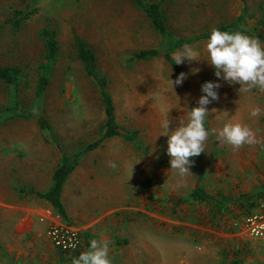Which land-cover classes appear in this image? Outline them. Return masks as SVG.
<instances>
[{
    "label": "rangeland",
    "instance_id": "rangeland-1",
    "mask_svg": "<svg viewBox=\"0 0 264 264\" xmlns=\"http://www.w3.org/2000/svg\"><path fill=\"white\" fill-rule=\"evenodd\" d=\"M246 1L254 34L249 36L264 45L259 38L264 36V0ZM31 8L38 10L19 27L7 21L16 10ZM163 10L173 33L191 36L236 19L241 0H166ZM0 24V66L21 70L17 101L28 116L0 122V189L9 177L11 190L40 202L33 195L34 184H46L63 153H77L102 135L104 102L78 57L77 36L96 52L100 70L109 79L118 123L139 133L137 145L121 137L105 141L84 155L70 176L66 199L78 216L83 215L77 216L78 222L95 220L88 230L70 221L78 224L80 250L64 252L52 242L48 233L54 223L43 232L37 226L31 230L21 226L15 232L17 222L11 221L2 235L0 221V264H73L74 258L90 250L94 239L109 242L111 264H264V250L246 231L241 209H230L233 214L220 211L222 204L242 195L257 202L263 198L257 195L264 194V111L256 117L250 113L256 107L264 109V91L252 87L239 93L241 85L219 81L220 98L207 106L205 126L210 134L204 153L191 158L192 172L185 177L170 170L167 137L160 136L163 122L169 119L170 130L178 127L179 118L186 119L198 106L201 86L217 81L206 61L208 40L191 44L200 61L185 59L176 72L163 56L131 59L140 49L160 46V36L133 0H0ZM46 26L57 29L60 52L51 83L38 99L39 65L45 51L40 31ZM196 68L200 71L193 75ZM182 72L187 79L173 88L171 79ZM12 105L13 91L0 79V116L7 115L4 107ZM39 117L51 124L57 143L45 138ZM228 122L249 126L261 143L234 148L220 140L212 130L218 132ZM35 168L37 176L32 172ZM78 182L86 185L81 198L73 186ZM198 184L220 207L190 199ZM108 209L112 212L100 218ZM51 210L56 211L52 206ZM230 224L236 230L228 228Z\"/></svg>",
    "mask_w": 264,
    "mask_h": 264
},
{
    "label": "trees",
    "instance_id": "trees-1",
    "mask_svg": "<svg viewBox=\"0 0 264 264\" xmlns=\"http://www.w3.org/2000/svg\"><path fill=\"white\" fill-rule=\"evenodd\" d=\"M165 1L166 0H133L135 7L145 14V16L149 20L150 25L160 36V46L140 49L134 52L131 57L132 60H146L157 56H163L165 60L172 66V68L176 72H179V65H176L174 60L172 59L173 53L182 48V46L185 44L191 45L200 41L208 40L213 28H219L222 31L230 32L240 31L246 35H254L252 30L249 28L247 21L246 13L248 7L246 0H241V13L236 19L232 21L222 22L214 27L204 29L199 34L191 36H177L172 32L168 23V17L163 10ZM37 10L38 8H31L29 10H16L14 15H12L7 21L12 23L15 27H19L22 22L30 18ZM1 27L2 25L0 24V30ZM40 35L44 40L45 51L39 65V80L36 87V96L38 99L43 97L44 93L51 83L53 66L58 59L60 52L57 29H55L54 27L46 26L40 31ZM259 38L264 41L263 35H259ZM76 44L79 59L82 61L88 76H90L94 80L99 89L101 98L105 106L106 118L102 135L93 142L88 143L77 153H63L61 162L53 173V179L50 187L45 191H33L34 194H36L39 198L48 200L53 208L64 219H68V214L62 202L61 194L65 182L69 178L70 174L80 164L81 158L89 152L102 146L105 141L115 137H121L124 140L133 143L134 145H137L139 141L138 130H124L117 121L115 105L108 89L109 79L106 74H104L100 70L96 52L81 36H77ZM21 73V70L17 66H0V79L3 80L9 87H11L14 99V105H12L11 107H4L3 111L7 113V115L2 117L0 116V122L8 118L28 117L27 114L21 112L19 101H17L16 92L22 80ZM38 122L45 138L49 141H52L53 143H57L58 140L55 131L48 120L44 117H39ZM259 196L264 197V194L257 195V197ZM190 199L216 202L214 204L220 207V202L217 201L215 197L211 193H209L204 186L200 184H198V186H196L191 191ZM232 204L241 209L242 214L239 215H244V218H246L255 210L257 200L256 198H253L248 194L242 195L239 199L233 201V203H231L230 205ZM226 205L227 204H222V206L227 208L229 205ZM239 215L236 216L239 217Z\"/></svg>",
    "mask_w": 264,
    "mask_h": 264
},
{
    "label": "clouds",
    "instance_id": "clouds-1",
    "mask_svg": "<svg viewBox=\"0 0 264 264\" xmlns=\"http://www.w3.org/2000/svg\"><path fill=\"white\" fill-rule=\"evenodd\" d=\"M208 64L214 68V75L217 81H206L201 86V95L198 99V106L192 107L187 113L186 119L179 118V126L170 130V121L166 120L161 124L162 133L160 136L167 137L166 154L170 158V170H174L180 177H185L191 171L194 160L204 153V145L210 131L206 128V118L209 116L208 105L218 101L220 96L217 91L222 85L220 80L230 85L239 84V93L248 92L252 87H258L264 91V45L258 38H253L240 31H222L219 28L211 30L207 41ZM198 53L192 46L185 44L181 50L173 53L172 59L176 65L188 61H197ZM196 75L200 69H192ZM187 79L186 73H180L174 86H180ZM211 98V99H210ZM264 109L253 108L250 115L259 116ZM218 138L225 141L234 148L243 145H255L261 143L256 133L247 125L238 122H228L216 130H212ZM75 248L76 244H72ZM73 264H111L109 259V242L93 240L90 250L82 252L74 258Z\"/></svg>",
    "mask_w": 264,
    "mask_h": 264
},
{
    "label": "crops",
    "instance_id": "crops-1",
    "mask_svg": "<svg viewBox=\"0 0 264 264\" xmlns=\"http://www.w3.org/2000/svg\"><path fill=\"white\" fill-rule=\"evenodd\" d=\"M35 169L32 170V172L35 176H37L38 169H36V170ZM54 171H55V169H54ZM54 171L48 176V178H46V180H45L46 184L45 185L42 186V185L34 184V186L37 188V191H45L50 187V185L52 183ZM73 172L70 174V176L73 174ZM70 176L67 179V181L65 182L64 187H63V191L61 194L62 202H63V204L66 208L67 214H68V219H64L62 216H59L58 213H55L56 211L51 210L52 205H50V202L48 200L39 198L36 194L33 193L35 198L40 200V202H39L32 197H30V198L22 197L21 194H19V191L16 192L15 190H11L10 189L11 184L9 183V177L7 176L8 177V183L3 185L0 189V213H1L0 221L2 222V227H1V232H3L2 235H5L4 231L8 232V230H9L8 223H10L11 221L17 222V225L14 229L15 232H17V230H19V227H21V226L26 228L25 230H31L32 228L37 226L43 232L46 227H49L50 224L56 223V222H67V223H70L72 225L78 226V224H73L70 221H76V223H79L77 218L80 216H83V215L78 216V213L75 212V209L69 204L68 200L66 199V186L68 184ZM73 186L78 187V191L75 193L78 197L81 198L83 195H85V193L82 192V190H81L82 187L86 186L85 182L84 183L78 182V183H75ZM231 203H233V202H231ZM230 204L227 208L222 206V208H220L222 210H220V211L221 212L224 211V214H226V213H229L228 211H230V209H233V208L238 209V207H235V205H233V204L230 205ZM257 205H258V202H257ZM257 205H256V207H257ZM238 210H240V209H238ZM232 211H230V213H232ZM109 212H112V209H108L107 211L102 212L100 214V218L106 217L107 214H110ZM239 213L242 214V211ZM234 217L236 218L237 216L234 215ZM234 217H231L230 222L232 221V219ZM237 218H239V217H237ZM241 218L243 219L244 215H241ZM91 220L95 221L94 218H88V219L86 218V220L83 219L82 221L84 223H79L78 227H80L81 230H88L89 227L92 226ZM231 224L228 226V228L233 229ZM233 230H236V229L234 228ZM2 235H0V239H1ZM253 239H255V238H253ZM261 244H260V247L264 250V245L263 244L261 245Z\"/></svg>",
    "mask_w": 264,
    "mask_h": 264
},
{
    "label": "built area",
    "instance_id": "built-area-1",
    "mask_svg": "<svg viewBox=\"0 0 264 264\" xmlns=\"http://www.w3.org/2000/svg\"><path fill=\"white\" fill-rule=\"evenodd\" d=\"M245 227L250 236L264 245V197L258 201L255 210L245 218ZM52 242L64 252H77L81 248L82 238L79 229L67 222H56L49 229ZM76 244L73 248L72 244Z\"/></svg>",
    "mask_w": 264,
    "mask_h": 264
}]
</instances>
